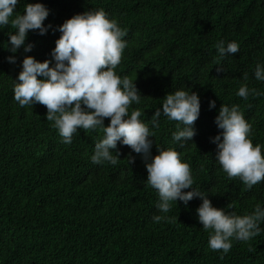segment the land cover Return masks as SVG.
<instances>
[{
  "label": "trees",
  "instance_id": "trees-1",
  "mask_svg": "<svg viewBox=\"0 0 264 264\" xmlns=\"http://www.w3.org/2000/svg\"><path fill=\"white\" fill-rule=\"evenodd\" d=\"M37 2L49 9L44 23L53 27L45 35L29 31L31 52H8L4 46L15 30H0V264H264V231L248 242L234 240L221 260L198 221L199 198L159 212L141 155L118 143L116 166L94 165L90 158L101 130L79 129L65 145L46 120L45 106L21 108L13 99L24 56L50 60L60 35L56 27L102 8L127 31L115 71L135 79L142 97L132 107L144 113V122L166 94L185 87L199 96L192 142L174 145L176 122L161 117L151 155L157 146L175 147L191 166L193 186L207 193L213 207L251 213L256 204L264 206V182L246 190L238 178L229 180L215 162L210 138L221 131L214 123L220 106L238 105L252 125L253 144L264 145V95L247 101L236 95L245 83L264 93V82L253 76L256 63H264V0H22L15 11L22 14L24 3ZM220 41L237 42L239 52L220 59ZM10 55L15 64L7 62ZM129 155L134 163H127ZM153 215L168 219L153 223Z\"/></svg>",
  "mask_w": 264,
  "mask_h": 264
},
{
  "label": "clouds",
  "instance_id": "clouds-1",
  "mask_svg": "<svg viewBox=\"0 0 264 264\" xmlns=\"http://www.w3.org/2000/svg\"><path fill=\"white\" fill-rule=\"evenodd\" d=\"M22 0H0V30L11 27L6 50L12 54L22 49L32 51L34 45L25 43L29 31L45 35L53 27L45 25L49 9L42 3H24L23 13L15 10ZM60 33L51 50V59L43 62L32 56H24L13 85V99L21 108L34 104L46 107V120L52 122L61 142L70 145L79 129L85 132L101 130L103 136L94 144L91 163L105 162L116 166L119 159L118 143L128 146L132 153L142 156L147 172V186L158 195L155 208L168 213L173 203L185 206L194 198L202 203L196 209L198 221L209 233L208 248L220 253L221 260L230 252L233 241L248 242L259 236L264 229V206L256 204L251 213L236 215L212 206L207 193L194 187V177L189 163L184 162L182 153L175 147L167 149L157 146L158 154L151 155L155 131L160 127L161 117L176 122V131L171 134L174 145L183 148L196 135L195 121L200 115V99L188 88L177 89L166 94L147 123L144 115L133 105L141 103V94L134 80L120 76L116 68L121 63L128 46L127 31L115 19L100 8L88 10L66 19L57 26ZM218 57L236 54L240 50L237 42L220 41L215 45ZM10 64L16 63V56L6 57ZM217 71H223L217 68ZM254 79L264 82V63L257 62ZM244 73L243 80H248ZM236 95L248 100L249 96L264 95L258 89L242 84ZM209 109L216 107L209 100ZM131 109V111H130ZM105 118L109 120L105 126ZM221 130L210 138L216 145L215 162L229 180L238 178L246 190L264 182V145L253 144L252 125L238 105L222 104L214 119ZM129 155L127 163H134ZM190 189L189 191H184ZM168 217L153 215L152 222L160 223ZM177 219V218H176Z\"/></svg>",
  "mask_w": 264,
  "mask_h": 264
}]
</instances>
